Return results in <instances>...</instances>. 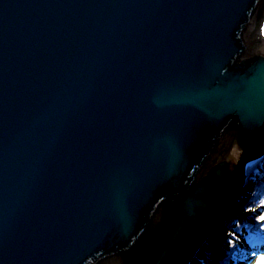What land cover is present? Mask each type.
<instances>
[{"label":"water","instance_id":"water-1","mask_svg":"<svg viewBox=\"0 0 264 264\" xmlns=\"http://www.w3.org/2000/svg\"><path fill=\"white\" fill-rule=\"evenodd\" d=\"M264 0H0V264H189L264 154Z\"/></svg>","mask_w":264,"mask_h":264},{"label":"trees","instance_id":"trees-1","mask_svg":"<svg viewBox=\"0 0 264 264\" xmlns=\"http://www.w3.org/2000/svg\"><path fill=\"white\" fill-rule=\"evenodd\" d=\"M262 162L264 156L248 167L252 170L246 178V185L241 187V195L229 214L199 246L189 264H256L264 255V239L251 244V240L257 239L256 234L264 238V219H259L260 215L264 217V172L259 181L252 178L253 175L255 178L260 175L264 167L259 172L256 169ZM256 215L259 221L254 220Z\"/></svg>","mask_w":264,"mask_h":264},{"label":"rangeland","instance_id":"rangeland-1","mask_svg":"<svg viewBox=\"0 0 264 264\" xmlns=\"http://www.w3.org/2000/svg\"><path fill=\"white\" fill-rule=\"evenodd\" d=\"M259 31L261 32V33H263V35H264V19L262 20V21H260V23H259ZM264 156V154L261 156V157H263ZM261 158H259V160H260ZM257 160V159H256ZM255 160V161H256ZM251 161H253V160H251ZM254 165V164H253ZM252 165V166H253ZM250 167H251V164H250ZM262 167H264V162H262V165L261 166H259L256 170V172H259V171H261L260 172V175L258 176V177H256L255 178V175H253L252 176V178H253V180H258L261 176H262V174H263V172H264V168H262ZM260 168H262L261 170H259ZM251 170H252V168L251 169H246V168H244L242 171H243V174L245 173V178H247V176L250 174V172H251ZM249 171V172H248ZM253 171H255V170H253ZM244 178V180L246 181V179ZM243 180V185H242V187L244 186V185H246V182ZM259 181V180H258ZM240 195H241V192H240ZM239 195V196H240ZM238 210V209H237ZM258 215H260L259 213H258ZM260 218L259 219H261V217H263L262 215H260L259 216ZM259 219L257 218V215H256V217L254 218V220L255 221H259ZM262 222V221H261ZM261 222H260V225H261ZM262 223H264V222H262ZM248 229L250 230L251 229V227H249L248 226ZM257 239L255 240H251V244H254V243H257V242H259V240H263L264 238H263V236H260V234H256V235H254ZM253 236V237H254ZM261 257V256H260ZM259 257V258H260ZM257 264V263H256Z\"/></svg>","mask_w":264,"mask_h":264},{"label":"bare ground","instance_id":"bare-ground-1","mask_svg":"<svg viewBox=\"0 0 264 264\" xmlns=\"http://www.w3.org/2000/svg\"><path fill=\"white\" fill-rule=\"evenodd\" d=\"M256 159L258 160L259 158H256ZM256 159H255L254 157H251L250 159H247V161L241 165V169H240V170H243L244 168L248 169V167L250 166V164H251V163H254V161H255ZM251 160H253V161H251ZM245 179H246V178H245ZM244 181H245V180H244ZM240 192H241V191H240ZM231 208H232V206H231ZM231 208H230V210H231ZM230 210L228 211V214H229Z\"/></svg>","mask_w":264,"mask_h":264},{"label":"snow or ice","instance_id":"snow-or-ice-1","mask_svg":"<svg viewBox=\"0 0 264 264\" xmlns=\"http://www.w3.org/2000/svg\"><path fill=\"white\" fill-rule=\"evenodd\" d=\"M261 219H264V217H261ZM257 264H264V255H262V256L258 259Z\"/></svg>","mask_w":264,"mask_h":264}]
</instances>
